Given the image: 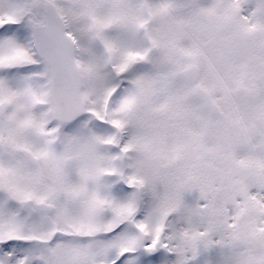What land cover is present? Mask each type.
Wrapping results in <instances>:
<instances>
[{"label": "snow or ice", "instance_id": "obj_1", "mask_svg": "<svg viewBox=\"0 0 264 264\" xmlns=\"http://www.w3.org/2000/svg\"><path fill=\"white\" fill-rule=\"evenodd\" d=\"M0 264H264V0H0Z\"/></svg>", "mask_w": 264, "mask_h": 264}]
</instances>
